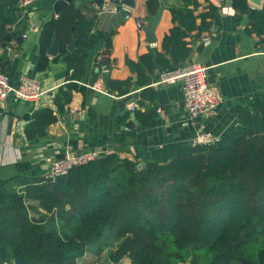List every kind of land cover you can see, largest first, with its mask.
Segmentation results:
<instances>
[{
	"label": "trees",
	"instance_id": "16d2710c",
	"mask_svg": "<svg viewBox=\"0 0 264 264\" xmlns=\"http://www.w3.org/2000/svg\"><path fill=\"white\" fill-rule=\"evenodd\" d=\"M17 1L0 0V44L7 33L15 37L23 31L17 29ZM159 3L147 0V12L154 15ZM191 4L171 9L173 26L160 50L150 48L127 63L134 80L103 77L108 93L125 96L136 88L139 107L155 100L157 91L149 85L153 59L161 70L183 67L215 18V6L195 15L198 4ZM231 4L237 22L246 18V33L264 44V7L250 8L247 0ZM95 21L72 2L41 26L37 68H47V49L55 38L60 47L52 62L65 64L67 83L54 95V109L25 115L26 140L45 137L65 113L72 82L85 74L90 51L101 42L111 49V33L97 30ZM73 39L74 50L68 51ZM8 50L0 56V72L7 76ZM133 113L142 127L156 117L152 110ZM141 162L142 172L137 160L113 152L53 179L0 180V264H79L87 253L100 256L104 250L109 264H264L263 96L237 107L235 124L216 143L166 144Z\"/></svg>",
	"mask_w": 264,
	"mask_h": 264
},
{
	"label": "crops",
	"instance_id": "0c3cea01",
	"mask_svg": "<svg viewBox=\"0 0 264 264\" xmlns=\"http://www.w3.org/2000/svg\"><path fill=\"white\" fill-rule=\"evenodd\" d=\"M55 1L37 0L26 11L18 10L17 29L23 31L15 37L7 33L9 41L4 40L0 44V56L10 49V81L15 83L20 77H29L38 81L45 91L34 103L9 99L0 109V180L15 176L41 178L67 151L80 153L93 149L102 151V156L116 152L120 158L141 162V158L156 147L170 143L190 144L197 132H210L220 139L235 124L237 107H249L257 96L264 97V44L259 43L261 38L255 34L246 33V18L237 22L231 0H159L160 14L153 32L157 50L173 26L171 9H182L185 5L192 8V1L198 4L195 15L207 11L209 4L217 8L209 31L202 33L198 42L193 44L194 50L185 62V65L197 62L209 68V83L223 98L214 113L190 123L183 108L180 81H162L176 69L161 70L154 58V73L149 85L157 91L155 100L142 107L137 105V100L130 104L133 110H152L156 117L147 127L140 126L136 118V123L130 116L125 119L124 114L133 112L129 110L131 93L117 96L106 91L103 77L98 75L94 65L96 45L86 60L85 74L72 82L71 100L65 107V113L57 116L45 137L28 141L23 134L28 122L25 115L37 108L54 109V95L67 83L65 64L60 60L52 62L58 53L56 56L47 53L50 60L47 68L43 71L37 68L40 28L46 21L57 17L58 14L47 10ZM116 1L126 9L116 13L100 11L106 0L102 3L98 0H73V3L87 19L96 17L97 30L111 33L110 52L114 66L107 77L134 80L127 63L137 61L151 48L144 30L150 13L145 8L147 0H130L131 5L123 4L122 0H108V4L116 6ZM186 1L190 3L185 4ZM253 1L247 0L250 8L264 7V0ZM139 18L145 21L141 29L137 27ZM206 35L210 37L209 41L201 43ZM200 46L201 49L197 50ZM135 91L139 92L136 88ZM129 121L132 126H128Z\"/></svg>",
	"mask_w": 264,
	"mask_h": 264
},
{
	"label": "built area",
	"instance_id": "2783aa9c",
	"mask_svg": "<svg viewBox=\"0 0 264 264\" xmlns=\"http://www.w3.org/2000/svg\"><path fill=\"white\" fill-rule=\"evenodd\" d=\"M37 0H18L17 9L24 12L35 5ZM119 4V5H118ZM116 6L108 4V0L100 7V11H110L116 13L118 10H125V6L118 3ZM145 26L144 19L137 20L139 29ZM25 35H23L24 37ZM208 35L203 36L202 42L209 41ZM151 48L157 47L156 43L149 44ZM110 48L101 42L98 44L97 52L94 59L95 69L99 76H107L114 66L111 58ZM209 68L197 62H191L183 67L176 69L163 78V82L180 81L183 99V108L188 116L190 123H195L202 116H210L215 109L222 104L223 98L221 94L208 81ZM93 88L96 89V86ZM45 94L41 85L35 79L29 77H20L13 83L9 77L0 72V109H3L9 99L13 101H21L34 103ZM129 110H133V105H129ZM219 138L210 132H197L191 140V145H211L216 143ZM102 151L86 150L80 153L67 151L62 157L53 162L49 171L45 174L46 178H56L67 174L71 169L87 164L93 160L100 158Z\"/></svg>",
	"mask_w": 264,
	"mask_h": 264
},
{
	"label": "water",
	"instance_id": "95a60500",
	"mask_svg": "<svg viewBox=\"0 0 264 264\" xmlns=\"http://www.w3.org/2000/svg\"><path fill=\"white\" fill-rule=\"evenodd\" d=\"M98 1L100 3H102L103 0H98ZM72 2H73V0H56L51 5V7H49L47 10L53 12L54 14H59L61 12V10L65 6H67L68 4H70ZM253 2L254 3H257L258 0H254ZM122 3L123 4H126V5H131V1L130 0H122ZM159 14H160L159 11H157L156 14H154V15H151L150 14L147 17L148 24H147V26L145 27L144 30L146 32L147 43H149V44L155 43V39H154V36H153V32H154V28H155V26L157 24V21L159 19ZM4 40L5 41H9V36H5L4 37ZM74 46H75V40L73 39L71 41V43L67 46L68 51H73L74 50ZM59 47H60V44H59L58 40L54 38L53 41H52V44L47 49L48 55H50V56H56L57 53L59 52ZM209 80H210V78H208V81ZM130 96H131V99L129 101V105L133 101L138 100V98H139V92L138 91H135V92L131 93ZM129 116H130V119L133 121V123H136L134 113L131 112L129 114ZM137 169L142 172V170H143V164H142V162L139 161V164L137 165ZM13 264H28V263L23 262V261H20V260H14L13 261Z\"/></svg>",
	"mask_w": 264,
	"mask_h": 264
},
{
	"label": "rangeland",
	"instance_id": "374dc122",
	"mask_svg": "<svg viewBox=\"0 0 264 264\" xmlns=\"http://www.w3.org/2000/svg\"><path fill=\"white\" fill-rule=\"evenodd\" d=\"M108 259H109L108 250H104L100 256L93 253H87L78 263L79 264H109Z\"/></svg>",
	"mask_w": 264,
	"mask_h": 264
}]
</instances>
